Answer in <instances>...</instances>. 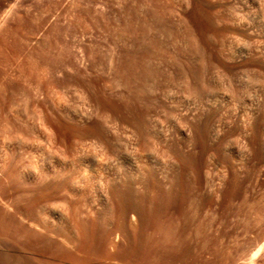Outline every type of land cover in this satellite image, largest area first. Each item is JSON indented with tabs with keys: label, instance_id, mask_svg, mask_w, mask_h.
I'll return each instance as SVG.
<instances>
[{
	"label": "rangeland",
	"instance_id": "374dc122",
	"mask_svg": "<svg viewBox=\"0 0 264 264\" xmlns=\"http://www.w3.org/2000/svg\"><path fill=\"white\" fill-rule=\"evenodd\" d=\"M0 166V264H264V0H0Z\"/></svg>",
	"mask_w": 264,
	"mask_h": 264
},
{
	"label": "bare ground",
	"instance_id": "6f19581e",
	"mask_svg": "<svg viewBox=\"0 0 264 264\" xmlns=\"http://www.w3.org/2000/svg\"><path fill=\"white\" fill-rule=\"evenodd\" d=\"M174 124H175V123H174ZM153 127H154V126H153ZM110 129H111V128H110ZM136 130H137V127H136ZM128 131H129V130H128ZM128 131H127V132H128ZM161 131H162V133L165 132L164 129H161ZM75 132H76V131H75ZM127 132H126V133H127ZM157 132H158V131H157ZM134 133H135V132H134ZM162 133H161V134H162ZM189 133H190V132H189ZM127 134H128V133H127ZM127 134H126V135H127ZM158 134H160V133L158 132ZM165 134H166V133H165ZM165 134H163L164 136H162V137H165V136H166ZM123 135H125V134H123ZM188 135H189V134H188ZM127 137H128V135H127ZM129 137H130V136H129ZM138 137H139V136H138ZM101 138H102V137H101ZM106 138H107V137H106ZM108 138H109V137H108ZM125 138H126V136H125ZM102 139H103V138H102ZM126 139H128V138H126ZM126 139H125V140H126ZM130 139H131V138H130ZM130 139H129V141H131ZM162 139H163V138H162ZM162 139H161V140H162ZM103 140H104V139H103ZM103 140L100 139V143H98V141H99V140H98V141H97V144H104L105 141H103ZM107 140H108V139H107ZM101 141H102L103 143H102ZM110 141H112V139H110ZM122 141H124V140H122ZM126 141H127V140H126ZM129 141H128V142H129ZM163 141H164V142L167 141V137L165 138V140L163 139ZM128 142H127V143H128ZM135 142H136V141H135ZM138 142H139V141H138ZM95 143H96V141H95ZM110 143H111V142H110ZM124 143H126V142L124 141ZM127 143H126L125 146H127ZM129 143H130V142H129ZM92 144H93V142H92ZM107 144H108V143H105V144H104V146L106 147V150L108 149V148H107V147H108ZM116 145H117V144H116ZM128 145H129V144H128ZM132 145H133V144H132ZM134 145H135V144H134ZM72 146H73V145H72ZM85 146H86V145H85ZM88 146H89V145H88ZM94 146H95V145H94ZM100 146L102 147L103 145H99V147H100ZM104 146H103V147H104ZM125 146H124V147H125ZM135 146H137V145H135ZM96 147L99 149L98 146H96ZM96 147H95V148H96ZM128 147H129V146H128ZM93 148H94V147H93ZM97 148H96V150H97ZM114 148H115V146H114ZM132 148H133V147H132ZM72 149H73V148H72ZM82 149H83V148H82ZM104 149H105V148H103V151H104ZM110 149H111V148H110ZM112 149H113V148H112ZM145 149H146V148H145ZM73 150H74V149H73ZM93 150H94V149H93ZM130 150H131V149H130ZM113 151H114V150H113ZM125 151H127V150H125ZM125 151H124V152H125ZM151 151H152V150H151ZM96 152H97V153H96ZM99 152H100V151H99ZM104 152H105V151H104ZM104 152H103V153H104ZM108 152H109V151H108ZM116 152H117V150H116ZM116 152H115V153H116ZM146 152H147V151H146ZM86 153H87V152H86ZM89 153H92V154H94V155H98V151H95V153L89 151ZM112 153H113V152H112ZM112 153L109 152V153H107L108 155H105V156L108 157V156H110V154H112ZM130 153H131V151L129 152V154H130ZM134 153H135V152L133 151V154H134ZM149 153H150V152H149ZM149 153L147 152L148 155L151 154V153H150V154H149ZM81 154H82V153H81ZM84 154H85V153H84ZM84 154H83V155H84ZM105 154H106V153H105ZM121 154H122V152H121ZM131 154H132V153H131ZM133 154H132V156H134ZM141 154H142V153H141ZM152 154H153V153H152ZM101 155H102V154H101ZM117 155H118V152H117ZM143 155H144V154H143ZM72 156H73V155H72ZM92 156H93V155H92ZM103 156H104V154H103ZM113 156H114V155H111L110 157H113ZM119 156H120V154H119L118 156H116L115 161H117V157H119ZM122 156H123V155H122ZM130 156H131V155H130ZM150 156H151V155H150ZM152 156H153V155H152ZM75 157H76V155H75ZM90 157H91V156H90ZM95 157H96V156H95ZM95 157H93V158H95ZM98 157L100 158V156H98ZM98 157H97V159H99ZM101 157H102V156H101ZM124 157H125V156H124ZM126 157H128V156H126ZM69 158H70V156H69ZM120 158H121V157H120ZM152 158H154V157H152ZM97 159H94V161H95V160L97 161ZM107 159H109V157H108ZM107 159H106V160H107ZM113 159H114V157H113ZM122 159H123V158H122ZM131 159H132V158H131ZM145 159H146V158H145V156H144V160H145ZM101 160H104V157H103V159H102V158L99 159V161H101ZM106 160H105V161H106ZM111 160H112V159H110V161H111ZM118 160H119V158H118ZM124 160H125V159H124ZM134 160H135V159H134ZM142 160H143V159H142ZM147 160H148V159H147ZM151 160H152V159H151ZM99 161H98V162H99ZM110 161H109V162H110ZM115 161L113 160V163H114ZM121 161H122V160H120V162H118V163H119V164L124 163V162H121ZM132 161H133V160H132ZM133 162H135V161H133ZM133 162H132V163H133ZM137 162H138V161H136L135 166H137V165L139 164V163L137 164ZM106 163H107V162H106ZM115 163H116V162H115ZM115 163H114V164H115ZM126 163H127V159H126ZM150 163H151V161H150ZM108 164H110V163H108ZM108 164H106V165H108ZM154 164H155V163H154ZM69 165H70V164H69ZM111 165H112V164H111ZM115 165H117V164H115ZM132 165H133V167H134V164H132ZM143 165L145 166V165H147V164L144 163ZM102 166H103V163H102ZM102 166H100V169H101ZM108 166H109V165H108ZM108 166H106V167L108 168ZM122 166H123V165H122ZM138 166H140V164H139ZM138 166H137V167H138ZM147 166H148V165H147ZM0 167H1V166H0ZM116 167H117V166H116ZM119 167H120V165H118V167H117L116 169H118ZM140 167H141V166H140ZM140 167H139V168H140ZM148 167H149V166H148ZM1 168H2V167H1ZM75 168H76V166H75ZM96 168H97V167H96ZM104 168H105V167H104ZM131 168H132V167H131ZM141 168H142V167H141ZM141 168H140L139 170H142V171H143V168H142V169H141ZM146 168H147V167H146ZM149 168H150V167H149ZM149 168H148V169H149ZM152 168H153V167H152ZM54 169H56V168H54ZM80 169H81V168H80ZM85 169H86V168H85ZM85 169H84V170H85ZM100 169L98 168V170H100ZM108 169H109V168H108ZM108 169H107V170H108ZM111 169H112V167H111ZM158 169H159V168H158ZM43 170H44V169H42V173H41L42 176H43ZM77 170H78V169H76V171H77ZM98 170H97V171H98ZM118 170L121 172L120 169H118ZM139 170H138V171H139ZM45 171H46V170H45ZM104 171H105V170H104ZM104 171H101V172L103 173ZM109 171H110V170H109ZM111 171H113V170H111ZM111 171H110V172H111ZM119 171H118V172H119ZM144 171H145V170H144ZM40 172H41V171H39V173H40ZM49 172H51V171H48L47 174H51V173H49ZM98 172H99V171H98ZM98 172H97V173H98ZM116 172H117V171H116ZM118 172H117V173H118ZM131 172H133V171H131ZM139 172H140V171H139ZM146 172H147V171H146ZM149 172H150V171H149ZM149 172H148V173H149ZM163 172H164V171H163ZM36 173H38V172H36ZM39 173H38V175H39ZM65 173H66V169H65ZM79 173H81V175H82L83 178H84L85 173H84V172H79ZM79 173H78V174H79ZM82 173H83L84 175H83ZM86 173H87V172H86ZM93 173H94V172H93ZM114 173H115V172H114ZM114 173H113V174H114ZM122 173H123V172H122ZM47 174H46V176H48ZM59 174H61V171H60ZM72 174H73V171H72V173H71L70 176H72ZM74 174H75V173H74ZM90 174H91V173H90ZM95 174H96V173H95ZM95 174H94V175H95ZM98 174H99V173H98ZM100 174H101V173H100ZM103 174H104V173H103ZM103 174H101V176H102ZM107 174H108V175H111L110 173H107ZM113 174H112V175H113ZM120 174H121V173H120ZM127 174H128V173H127ZM136 174H137V173H136ZM140 174L143 175L144 173H140ZM149 174H151V173H149ZM86 175H88V174H86ZM104 175H105V174H104ZM112 175H111V176H112ZM145 175H146V174H144V176H145ZM34 176H35V175H34ZM58 176H59V175H58ZM68 176H69V174H68ZM70 176H69L68 178H70ZM96 176H97V175H96ZM115 176H118V175H115ZM134 176H135V175H134ZM148 176H149V175H148ZM36 177H38V176H36ZM40 177H41V176H40ZM43 177H45V176H43ZM76 177H77V176H76ZM103 177H105V176H103ZM48 178H49V177H47V179H48ZM66 178H67V177H66ZM66 178H65V179H66ZM74 178H75V177H74ZM90 178H92V177H89V179H90ZM98 178L100 179V177H98ZM98 178H97V179H98ZM101 178H102V177H101ZM108 178H109V177H108ZM108 178H107V180H108V182H109V179H108ZM118 178L120 179V177H118ZM124 178H125V177H124ZM136 178H137V177H136ZM144 178H146V177H143V179H144ZM164 178H165V177H164ZM37 179H38V178H36V180H37ZM40 179H41V178H40ZM79 179H80V178L78 177L77 180H79ZM94 179H95V178H94ZM99 179H98V182H99L100 180H103V179H100V180H99ZM104 179H106V177H105ZM111 179H112V177L110 178V180H111ZM125 179H126V178H125ZM132 179H133V176H132ZM45 180H46V178H45ZM51 180H53V179H51ZM72 180H74V179H72ZM77 180H76V181H77ZM80 180H81V179H80ZM80 180H79V181H80ZM85 180H87V176H86V179H85ZM95 180H96V179H95ZM113 180H114V179H113ZM117 180H118V179H117ZM117 180H115V181H117ZM128 180H129V179H128ZM133 180L136 181V179H133ZM148 180H149V179H148ZM38 181H40V180H38ZM54 181H55V180H54ZM65 181H66V180H65ZM68 181H69V180H68ZM76 181H75V180L73 181L74 184L79 182V181H77V182H76ZM81 181H82V180H81ZM88 181H89V180H88ZM90 181H91V180H90ZM115 181H113V183H114ZM119 181H122V180H119ZM135 181H134V182H135ZM146 181H147V180H146ZM153 181H154V180H153ZM43 182H44V181L42 180L41 183H43ZM73 182H72V183H73ZM96 182H97V181H96ZM110 182H111V181H110ZM122 182H124V181H122ZM122 182H119V185L122 184ZM131 182H132V181H131ZM41 183H40V185H42ZM48 183H49V181H48ZM79 183H80V182H79ZM99 183L101 184L102 182L100 181ZM99 183H98V184H99ZM104 183H106V182H104ZM104 183H103V184H104ZM111 183H112V182H111ZM111 183H107V184H109V185H106V184H104V185L102 184V185H103V186H110ZM125 183H126V181H125L123 184H125ZM139 183H142V181L139 182ZM158 183H159V182H158ZM38 184H39V183H38ZM53 184H55V183L53 182ZM62 184H63V183H62ZM62 184L60 183V185H62ZM74 184H73V186H74ZM80 184H81V183H80ZM100 184H99V185H100ZM137 184H138V183H137ZM159 184H160V183H159ZM70 185H71V182H70ZM78 185H79V184H78ZM102 185H101V186H102ZM116 185H117V184H116ZM119 185H118V186H119ZM157 185H158V184H157ZM37 186H38V185H37ZM83 186H85V185L83 184ZM83 186H82L81 189H84ZM90 186H92V185H90ZM118 186H117V187H118ZM121 186H122V185H121ZM121 186H120V188H119V187H118V188L121 189ZM125 186H126V184L124 185V187H125ZM130 186H131V185H130ZM130 186H129V187H130ZM41 187H42V186H41ZM50 187H51V186H50ZM50 187H49V189H50ZM68 187H69V185H68ZM71 187H72V185H71ZM75 187H76V186H75ZM94 187H95V185H94ZM117 187H116V188H117ZM131 187L133 188V185H132ZM46 188H47V187H46ZM58 188H59V187H58ZM60 188H62V187L60 186ZM64 188H65V185H64ZM64 188H63V189H64ZM73 188H74V187H73ZM73 188H72V189H73ZM91 188H92V187H91ZM95 188H96V187H95ZM100 188H102V187H100ZM104 188L106 189L107 187H104ZM116 188H115V189H116ZM125 188H126V187H125ZM55 189H56V188H55ZM74 189H75V188H74ZM81 189L79 190V192L82 191ZM105 189H102V190H105ZM110 189H112L111 186H110ZM37 190H38V189H37ZM37 190H36V191H37ZM47 190H48V189H47ZM56 190H57V189H56ZM76 190H77V189H76ZM96 190H97V189H96ZM102 190H101V191H102ZM107 190H108V188H107ZM107 190H106V193H107ZM112 190H113V189H112ZM122 190H123V189H122ZM131 190H133V189H131ZM39 191H40V189H39ZM39 191H38V192H39ZM42 191H43V190H42ZM58 191H59V190H57V192H58ZM64 191H67L66 188H65V190H63V192L61 191V192H62V193H61L62 195H63ZM72 191L74 192V190H72ZM72 191H71V192H72ZM94 191H95V190H94ZM99 191H100V190H99ZM108 191H109V190H108ZM115 191H117V190H115ZM120 191H121V190H120ZM75 192H76V191H75ZM84 192H85V191H84ZM112 192H113V191H111L110 193L108 192L107 195L111 194ZM118 192H119V191H117V193H118ZM122 192H123V191H122ZM25 193H26V192H25ZM54 193H56V192H54ZM99 193H100V192H99ZM102 193H105V192L102 191ZM106 193H105V195H106ZM113 193H114V192H113ZM57 194H59V192H58ZM57 194H56V197L58 196ZM72 194H73V193H72ZM74 194H75V193H74ZM74 194H73V196L75 197ZM78 194H79V193H78ZM78 194H77V195H78ZM80 194H81V193H80ZM90 194H91V193H90ZM94 194H95V193H94ZM96 194H98V193H96ZM128 194H129V193H128ZM64 195H65V194H64ZM64 195H63V196H64ZM118 195H119V194H118ZM36 196H37V195H36ZM52 196H53V195H52ZM59 196H60V195H59ZM66 196H67V195H66ZM66 196H65V197H66ZM70 196H71V195H70ZM79 196H81V195H78V197H79ZM65 197H64V199H65V201H66V200H67L66 198H68V197H66V198H65ZM76 197H77V196H76ZM76 197H75V198H76ZM100 197H101V196H100ZM104 197H105V196H104ZM104 197H103V198H104ZM106 197H107V196H106ZM53 198H54V197H53ZM58 198H59V197H58ZM72 198H73V197H70V199H72ZM98 198H99V197H98ZM64 199H63V200H64ZM77 199H78V198H77ZM80 199H81V198H80ZM54 200H55V199H54ZM63 200L61 199L62 202H63ZM47 201H49L50 203H51V201L53 202V200L50 201V200H48V199L46 200V202H47ZM59 201H60V198H59ZM68 201H69V200H68ZM73 201H74V199H73ZM73 201H72V203H73ZM79 201H80V200H79ZM43 202H44V201H43ZM54 202H56V201H54ZM86 202H87V201H86ZM86 202H85V203H86ZM41 203H42V202H41ZM44 203H45V202H44ZM47 203H48V202H47ZM47 203H46V204H47ZM50 203H49V204H50ZM64 203H65V202H64ZM69 203H70V202H68V204H69ZM75 203H76V202H75ZM56 204H57V202H56V203H52L51 206L54 205L53 207H54V209H56V206H57ZM68 204H67V205H68ZM80 204H81V203H80ZM80 204H78V205H80ZM82 204H83V203H82ZM39 205H41V204H39ZM47 205H48V204H47ZM47 205H45V206H47ZM55 205H56V206H55ZM71 205H72V204H71ZM78 205H77L76 209H77L78 207H80V206H78ZM45 206H44V207H45ZM74 206H75V205H74ZM74 206H73V207H74ZM83 206H84V205H83ZM42 207H43V206H42ZM48 207H49V206H48ZM53 207H52V208H53ZM63 207L66 208V205L63 204ZM69 207H70L71 210L73 211V208H72L71 206H69ZM85 207H86V206H85ZM85 207H84L83 209H85ZM61 208H62V205H61ZM65 208H63V209H65ZM70 208H66V209L69 211ZM80 208H81V207H80ZM89 208H90V207H89ZM45 209H47V208L45 207ZM45 209H44V211H45ZM59 209H60V207H59ZM59 209H58V211H59ZM63 209H61V210H63ZM87 209H88V207H87ZM41 210H42V209H41ZM61 210H60V211H61ZM44 211H43V212H44ZM50 211H51V210H50ZM56 211H57V210H56ZM81 211H83V210H81ZM88 211H89V210H88ZM90 211H91V210H90ZM45 212H46V211H45ZM63 212H65V211H63ZM63 212H61V214H63ZM78 212H80L79 208H78ZM39 213H40V212H39ZM58 213H59V212H58ZM66 213H67V211H66ZM74 213H75V211H74ZM84 213H85V210H84ZM41 214H42V213H41ZM43 214H44V213H43ZM47 214H48V213H47ZM67 214H69V213H67ZM48 215H49V214H48ZM55 215H56V213H55ZM69 215H70V214H69ZM71 215L73 216V213H72V212H71ZM83 215H84V214H83ZM38 216H39V215H38ZM44 216H45V215H44ZM59 216H60V215H59ZM62 216H63V215H62ZM65 216H66V215H65ZM86 216H88L87 213H86ZM42 217H43V216H42ZM45 217L48 218L47 215H46ZM63 217H64V216H63ZM49 218H50V217H49ZM65 218H66V217H65ZM65 218H64V219H65ZM84 218H85V217H84ZM86 218H87V217H86ZM52 219H54V218H52ZM60 219H62V218H60ZM64 219H63V220H64ZM73 219H74V218H72V222L75 221V220L73 221ZM32 220H33V218H32ZM35 220H36V218H35ZM38 220H39V219H38ZM46 220H47V219H46ZM50 220H51V219H50ZM68 220L70 221L71 218L69 219V218H68V215H67V221H68ZM80 220H83V219L81 218ZM33 221H34V220H33ZM33 221H32V223H35V222H36V221H34V222H33ZM54 221H55V220H53V222H54ZM64 221H65V220H64ZM69 221H68V222H69ZM78 221H79V213H78ZM84 221H86V219H85ZM84 221H82V222H84ZM40 222H41V221H40ZM44 222H45V221H44ZM46 222H49V221L47 220ZM46 222H45V225H46ZM60 222H61V221H60ZM65 222H66V221H65ZM58 223H59V222H58ZM66 223H67V222H66ZM75 223H76V221H75ZM75 223H74V225L76 226ZM37 224H38V222H37L36 224H33V225H34V226H37ZM79 224H80V222H79ZM84 224H85V223H84ZM39 225H40V224H39ZM39 225H38V226H39ZM54 225H55V222H54ZM74 225H73V226H74ZM86 225H87V221H86L85 226H86ZM62 226H63V225H62ZM62 226H61V227H62ZM65 226H66V224H65ZM69 226H70V225H69ZM71 226H72V225H71ZM78 226H80V225H78ZM55 227H56V226H55ZM57 227H60V226L57 225ZM76 227H77V226H76ZM38 228H39V227H38ZM40 228H41V226H40ZM47 228H49V226H48ZM51 228H52V227H51ZM79 228H80V227H78V230H79ZM86 228H87V227H86ZM60 229L63 230V228H60ZM87 229H88V228H87ZM50 230H51V229H50ZM50 230H49V231H50ZM62 230H61L60 232H58V233H61ZM67 230H68V229H67ZM74 230H75V229H74ZM74 230H73V231H74ZM80 230H82V229L80 228ZM26 231H27V230H26ZM28 231H29V230H28ZM43 231L46 232V230H41V234H42V235H43V233H44ZM55 231H56V229H55ZM58 231H59V230H58ZM31 232H32V231H31ZM31 232H30V235H31ZM35 232H36V231H35ZM42 232H43V233H42ZM83 232H84V231H83ZM117 232H118V231H117ZM37 233H39V232H37ZM37 233H36V234H37ZM47 233H48V232H47ZM54 233H55L54 236H57L58 233L53 232V234H54ZM62 233H63V232H62ZM72 233H73V232H72ZM86 233H89V231H87ZM53 234H52V235H53ZM38 235H39V234H38ZM68 235H69V234H68ZM72 235H74V233H73ZM72 235H71V237H72ZM78 235L80 236V234H78ZM36 236H37V235H36ZM36 236H35V237H36ZM61 236H62V235H61ZM61 236H59L60 239L62 238ZM75 236H76V235H75ZM87 236H88V234H87ZM35 237H34V238H35ZM40 237H41V236H40ZM50 237H51V235H50ZM71 237H69V238H71ZM76 237H77V236H76ZM76 237H75V239H74V242H75L76 239H78V244H77V246H78V245L80 244V243H79V240H80V239H79V238H76ZM83 237H84V236H83ZM45 238H46V237H45ZM45 238H44V240H47V239H45ZM63 238H64V240H65V236H64ZM71 239H72V238H71ZM87 239H88V241H89V236H88ZM67 240H68V239H67ZM67 240H65L64 242L66 243ZM69 240H70V239H69ZM49 241H50V240H49ZM61 241H63V239H62ZM76 241H77V240H76ZM86 241H87V240H86ZM88 241H87V242H88ZM68 242L70 243V241H68ZM68 242H67V244H68ZM47 243H48V242H47ZM62 243H63V242H62ZM62 243H61V244L59 243V244H60L59 246H61V248H62ZM76 243H77V242H76ZM85 243H86V242H85ZM52 245H53V244H52ZM57 245H58V243H57ZM57 245H56V246H57ZM69 245H73V247L76 246V245L72 244V242H71ZM86 245H88V243H87ZM54 246H55V245H54ZM77 246H76V247H77ZM57 247H58V246H57ZM63 247H64V246H63ZM59 248H60V247H59ZM61 248H60V249H61ZM64 252H65V251H64ZM61 258H62V257H61ZM73 258H74V257H73ZM81 259H82V258H80V260H81ZM72 261H73V260H72ZM82 261H83V260H82ZM84 261H85V259H84ZM85 262H86V261H85ZM59 264H60V263H59ZM61 264H62V263H61ZM73 264H81V261H76V260H75V262H74Z\"/></svg>",
	"mask_w": 264,
	"mask_h": 264
}]
</instances>
